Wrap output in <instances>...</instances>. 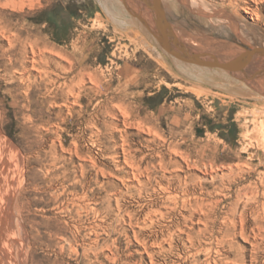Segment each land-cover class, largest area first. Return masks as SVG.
I'll use <instances>...</instances> for the list:
<instances>
[{
    "label": "rangeland",
    "instance_id": "obj_1",
    "mask_svg": "<svg viewBox=\"0 0 264 264\" xmlns=\"http://www.w3.org/2000/svg\"><path fill=\"white\" fill-rule=\"evenodd\" d=\"M134 1L0 0V264H264L263 62L180 60L107 10L147 27ZM211 1L163 0L189 52L264 48Z\"/></svg>",
    "mask_w": 264,
    "mask_h": 264
},
{
    "label": "bare ground",
    "instance_id": "obj_2",
    "mask_svg": "<svg viewBox=\"0 0 264 264\" xmlns=\"http://www.w3.org/2000/svg\"><path fill=\"white\" fill-rule=\"evenodd\" d=\"M162 3H163V0H161ZM176 0H169V2H174ZM179 1V0H178ZM222 1V0H221ZM244 1L246 4L245 6H243V2ZM250 1V2H249ZM181 3H185L189 9H191L193 12L196 11L195 9H198L199 11L201 10L200 9V6H197L196 5V0H180ZM216 2H219L218 0H213L211 1V3L213 4V8H208L207 6L206 7V11L205 13L203 14L204 16H207V15H215V16H218V17H221L223 20H224V25L227 26V31H231L232 33L234 34H237V32L235 31V29L233 28V24L234 23H237L239 24V26L241 24H243V21L239 18L238 16V13H239V10L240 9H243L245 10L246 13H248L250 15V19H252V24L249 25L250 27H253V28H264V8H263V5H264V0H229V5L228 6H220L217 7L216 6ZM114 4L117 5V3L115 1H113ZM120 4H123V3H120ZM137 6H136V5ZM122 6V5H121ZM130 6L134 7V8H139L140 9V3L137 2V1H134V0H126V6L125 8L128 9V11H130L131 9L129 8ZM155 6V5H154ZM118 7V6H117ZM120 7V6H119ZM118 7V8H119ZM149 7L152 8L151 6V0H150V3L147 1V22L144 20L146 18L143 19L144 22H146L147 24V27L145 26V24L143 22H141L139 19L137 18H133L131 19L130 17L128 18L124 11L122 10L121 8V15L116 13V12H113L111 8H109V6H107V10L108 12L110 13L111 17H113V19L115 20V22L122 26V27H139L140 29H142L143 33H145L146 35L150 34L152 37H154L157 32H158V22H157V18H156V13L153 9V11H150ZM196 7V8H195ZM204 7V5H203ZM202 7V8H203ZM222 7H224V11H222ZM124 8V7H123ZM157 8V7H155ZM195 8V9H194ZM120 9V8H119ZM156 10V9H155ZM130 13V12H129ZM158 13V12H157ZM196 14V12H194ZM159 14V13H158ZM198 15V14H197ZM159 18V17H158ZM150 27V29H149ZM243 27H246V25H243ZM130 28V29H131ZM247 28V27H246ZM127 29V28H126ZM129 30V29H128ZM148 32V34H147ZM137 33V32H136ZM258 33V32H257ZM174 37H173V40L175 41L177 39V42L178 44H184L182 43L179 39H181L182 41L186 43H190V35L188 33H186L185 31H182V30H179L177 29L176 33H174ZM138 36V34H137ZM149 37V36H148ZM155 39V38H154ZM243 39V43H246L248 44V36L247 38H242ZM156 40V39H155ZM204 42H211L209 44V48H215L216 49V52H215V56L216 57H220L221 59H216V60H219V61H228L229 60V57H228V53L226 54L225 52V49L229 46L232 45V42H229V41H225V40H218V39H212V40H209V38H203L202 39ZM173 41V42H174ZM251 41V40H250ZM157 45L160 47V44H159V41H157ZM200 42V40H199ZM198 42V43H199ZM253 42V41H251ZM197 43V44H198ZM197 46V45H196ZM195 46V47H196ZM200 46V45H199ZM185 47V46H184ZM233 47V46H231ZM161 48V47H160ZM188 48V47H187ZM237 49H240L238 47H236ZM202 50V49H201ZM231 50V49H230ZM235 50V49H234ZM162 52V51H161ZM200 52V51H199ZM202 52V51H201ZM236 52H239V51H236ZM163 53V52H162ZM165 53V51H164ZM163 53V54H164ZM169 54V52H167ZM162 54V55H163ZM166 54V53H165ZM199 54V53H198ZM230 54V53H229ZM236 55V54H235ZM167 56V54H166ZM203 57H208V58H211V59H215L213 57H209V56H206L205 54H202ZM168 57V56H167ZM234 57V55H233ZM182 62V61H181ZM263 62V64H262ZM178 63V62H177ZM179 65L181 66H184L182 63H178ZM264 65V57L263 56H257L255 57L248 65L247 67L245 68L246 71H252L254 69H257L259 68L260 66ZM187 65V64H186ZM193 66V65H192ZM185 67V66H184ZM221 69V68H219ZM222 72L224 71V74L226 73L225 70L221 69ZM245 70H243L242 72H240L238 75H240L239 77H244L246 74H245ZM219 71V70H218ZM261 70H259L260 72ZM258 73V71H257ZM261 73V72H260ZM251 74V73H249ZM248 74V76H249ZM253 74H256V73H253ZM252 74V75H253ZM263 74V73H262ZM202 76V75H201ZM224 77V76H223ZM247 78V76H246ZM200 79V77H199ZM216 79V78H215ZM211 81V80H210ZM215 81V80H214ZM218 84V82H217ZM252 90V89H251ZM151 132V131H150ZM213 166V165H211ZM217 166V165H216ZM134 168V167H132Z\"/></svg>",
    "mask_w": 264,
    "mask_h": 264
},
{
    "label": "water",
    "instance_id": "obj_3",
    "mask_svg": "<svg viewBox=\"0 0 264 264\" xmlns=\"http://www.w3.org/2000/svg\"><path fill=\"white\" fill-rule=\"evenodd\" d=\"M159 8L158 32L155 35L160 45L171 55L185 62L194 63L206 67L221 68L229 72H242L247 65L257 56L264 57V48H253L245 50L237 59L232 61H219L211 58H204L202 55L192 54L182 44L174 41L173 30L167 20L165 9L161 0H153ZM150 29V27H149ZM151 30V29H150ZM174 41V42H173Z\"/></svg>",
    "mask_w": 264,
    "mask_h": 264
}]
</instances>
